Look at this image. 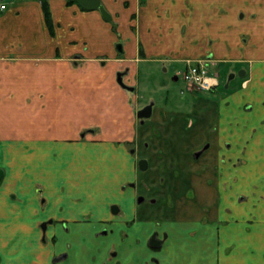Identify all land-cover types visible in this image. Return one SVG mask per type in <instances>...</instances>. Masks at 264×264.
Here are the masks:
<instances>
[{"label": "crops", "instance_id": "obj_1", "mask_svg": "<svg viewBox=\"0 0 264 264\" xmlns=\"http://www.w3.org/2000/svg\"><path fill=\"white\" fill-rule=\"evenodd\" d=\"M100 1L114 17L137 14V20L132 21L139 31L136 41L125 43V58H111L110 64L118 67L139 60V43L144 53L141 60L146 57L157 61L171 53L184 56L182 64L200 60L198 35L190 37V26L184 30L176 26V18H183L188 11L187 1L195 0H142V4L140 0ZM48 2L55 23L65 21L67 25L59 28L56 24L55 37L50 36L44 24L38 0H14L0 12V125L10 131L16 129L20 135L9 137L2 159L7 169L14 165L18 169L8 173L3 170L0 182V255L9 258L0 264H105L112 257L118 261L126 258L132 264H264V63L256 67L260 74H247L234 91H230L229 82L225 87L227 80L221 82L219 75V83L213 88L224 84L228 89L225 93L230 92L221 98L227 106V118L218 122L215 144L218 154L227 156V172L238 183L222 191L220 200L211 207L209 222L186 216L158 223L154 218L133 219L134 208H123L121 213L118 210L113 217L111 205L95 207L89 201L84 205L83 195H75L84 192L86 185L82 181L87 175L80 161L86 156L90 161L95 153L92 148L85 141L60 145L52 136L58 134L59 125H88L91 113L86 110L99 96L90 85V76L74 70L69 61L71 53L80 50L90 56H110L114 35L111 29L101 27L108 22L96 10L80 9L77 3L60 9L58 0ZM124 2H129V9H125ZM244 12L251 14L249 20H245ZM203 16L212 19L204 25L212 28V46L215 56H219L221 26L231 23L233 16L241 19L242 25L250 20L264 24V0H198V17ZM122 25L123 32L127 26ZM195 25L204 28L202 24L194 22ZM85 31L92 35L85 36ZM179 33L180 38L176 36ZM194 37L196 43L191 40ZM90 38H98V45L84 48L83 42ZM247 48L246 56L250 55ZM115 83L117 92H124L116 78ZM99 86L103 89L99 99L106 98L105 78ZM22 128L25 131L21 132ZM28 129L32 130L26 133ZM70 146L80 148L78 158L73 159L77 165L70 168L72 164L57 163L52 167L53 155L69 151ZM107 149L110 153L104 156L103 166L108 177H114L117 164L120 172L127 171L128 166V174L129 168L133 173V162L123 161L114 148ZM71 153L76 156L74 151ZM241 184L245 190L240 189ZM12 193L17 197L11 198ZM239 193L244 200H235ZM92 206L96 210L91 213ZM42 219L52 222L47 225L46 239L41 241V234L33 227ZM100 229L105 233L96 234ZM154 231L162 239L160 248L147 245Z\"/></svg>", "mask_w": 264, "mask_h": 264}, {"label": "rangeland", "instance_id": "obj_2", "mask_svg": "<svg viewBox=\"0 0 264 264\" xmlns=\"http://www.w3.org/2000/svg\"><path fill=\"white\" fill-rule=\"evenodd\" d=\"M38 1L41 6L43 1L47 3L50 22L48 23L44 17V24L50 36L55 37L56 24L59 28L67 25L64 23L65 21L55 23L48 0ZM58 2L60 4L57 8L60 9L61 7L68 8L74 4L77 5L75 0H58ZM142 3V0H140L139 4ZM128 4L129 2H124L125 9L130 8ZM102 5L105 7L103 3ZM187 7L188 11L184 15L185 19L184 17L176 18L179 21H176V26L180 30L190 26V37L198 35V48L201 47L198 51V58L207 61L212 71H217V77L220 76L221 82L225 83L227 76L231 73L234 74V79L229 81L230 91L239 88L243 82L242 80L248 76L247 74H260V68L256 67H259V63H264L263 23L258 25L260 22L250 20L247 25H242L241 19L233 16L231 23H225L219 29L220 39L218 42L220 43L221 55L215 56L216 52L212 46L214 38L210 34L212 28L209 29L207 25H204L205 21L211 22L212 19L204 16L202 19L198 17V0L191 3L187 1ZM79 8L81 9V7ZM96 11L100 13L98 10ZM108 12L112 19L107 21V24H102L101 27L104 30L106 28L111 29L114 35L111 55L91 54L90 56L76 50L69 57L74 70L85 71L90 76V85L98 90L99 96L102 95L101 91L103 90L99 89V84L105 78L106 98L99 99L98 96L97 100L95 99L92 102L91 108L86 110L91 113L88 125H59L58 134L52 136L56 137L53 140L58 141L60 145L85 141L92 148L91 151L96 153L90 161H88L89 157L87 158V156L80 161V163H83L85 175H87L86 179L82 181L85 182L86 186L83 188V193L75 195H79L78 197L83 195L81 202L84 205L87 204V201H89L88 204L95 207L117 205L119 213L123 208L126 210L134 208L132 212L133 219L154 218L155 222L158 223L162 219L183 218L182 216H186L189 218L198 217L199 221L209 222L212 213L211 207L220 200L222 191H227L234 183H238V180L236 178L232 179L227 172L229 165L227 156L225 153L219 155L217 152L218 145L215 144L218 122L220 119L227 118V106L221 100L225 98L229 91L227 94L225 93L228 89L224 88V84L213 91H198L187 87L182 79V74L179 72L184 66L182 64V57L184 56L171 53L157 61H152L150 58L146 59V57L141 60L140 58H143L144 53L140 48V43L138 44L139 60L134 59L129 64L119 65L118 67L110 64L112 63L110 62L111 58H125L123 57L124 44L127 45L136 41L134 39H136L139 31L138 27L132 24V21L137 20L136 13H128L127 17L123 15L116 16V18L114 13ZM165 12L168 14L166 10ZM254 13L255 11H252L251 14ZM244 14H246L245 20H249L251 14L246 12ZM64 19L66 20L67 16ZM183 19L186 21H183ZM194 22L204 25L205 29L201 25L194 26ZM122 24L127 26V30L123 32L121 31ZM231 28L235 30L233 33L230 30ZM91 31L93 32V30ZM92 32L87 34L85 31L84 35L90 37ZM181 34L179 33L176 36L180 38ZM191 40L193 43L197 41L196 37L191 38ZM97 41L98 38H90L88 41H84V48L86 46L93 48L98 45ZM118 44L121 46V50L117 49ZM246 48L249 49L250 55H245L248 52H245ZM233 52H236L237 56H233ZM240 70L244 71L243 77L237 75ZM118 71L124 72L123 81L126 85L133 86V91L123 88L124 92H117L115 78ZM150 102H153L152 113L141 124L140 119L136 117V112ZM220 105H223V108ZM31 126L32 128L35 126L42 127V125ZM15 130L10 131L5 128V125H0V167L7 173L10 169H18L15 165L7 169L6 163L2 160L5 158L4 148L5 143L10 140L9 137L20 136L18 131ZM31 130H26V133ZM23 131L25 130L22 128L21 132ZM207 143L209 148L198 159H195L194 153L202 150ZM108 147L114 148L115 152L116 150L120 152L123 161L133 162L134 175L130 173L132 171L130 168L128 174V166L127 171L120 172L121 169H119L118 164L113 169V178L106 175L103 161L106 158L104 156L110 153ZM225 148L226 143H223L221 149L224 150ZM130 149H133V153ZM79 150V146H70L69 151L58 155L54 154L52 161H55L52 167H56L57 163L59 166L67 163L68 165L72 164L71 167L69 166L72 168L74 165L73 159L78 158ZM73 151L75 157L71 153ZM142 158L146 159L148 164L145 171H140L137 167V161ZM99 168H102V170H99ZM90 173L93 176H90ZM121 174L124 176L121 177ZM243 185H239L241 187L239 188L245 190L246 187ZM62 186L66 185L60 184V187ZM120 186H125L124 190H121ZM36 188L39 191L42 190L40 185H36ZM35 194H37L36 191ZM11 196V198H14L17 197V194L12 193ZM137 196L145 198L143 206L137 205ZM244 197L240 194L238 197L236 196L235 200H244ZM150 199H155L157 204L150 203ZM42 201L46 202L45 197L42 198ZM94 210L96 208H93L90 212H94ZM116 214L118 215V213H115L112 216L115 217ZM49 221L52 222V219H42L33 227L34 232L37 231L41 234V241L46 239V228L51 223ZM42 223H46L44 229ZM102 233V229H100L96 234ZM8 260L9 258H3L0 255L2 263L3 261L7 263ZM153 261L155 262L156 258ZM105 264H132V262H129L126 258L118 261V259L112 257ZM150 264L153 263L150 262Z\"/></svg>", "mask_w": 264, "mask_h": 264}, {"label": "water", "instance_id": "obj_3", "mask_svg": "<svg viewBox=\"0 0 264 264\" xmlns=\"http://www.w3.org/2000/svg\"><path fill=\"white\" fill-rule=\"evenodd\" d=\"M75 2L78 4L79 7H81L82 9L84 10H98L102 16L103 19H105L106 21H110L112 19L110 13L105 9V7L102 5L101 1L100 0H75ZM117 49L118 50H121V46L118 44L117 45ZM123 75H124V72L122 71H118L116 73V82L124 89L126 90H129V91H133L134 90V87L133 86H129V85H126L123 81ZM238 76L242 77L244 75V71L243 70H240L238 71L237 73ZM234 77V74L231 73L228 75L227 77V82L225 84V87L228 85V82L229 80H231L232 78ZM152 102H150L148 105H145L144 107H142L141 109H139L137 112H136V117L138 119H140L141 122H143V120L145 118H148L150 117L151 113H152ZM205 148V146H204ZM203 148V149H204ZM201 151L199 152H196L195 153V157H198L199 154H200ZM137 166L140 170H145L147 169V161L146 159H139L137 161ZM3 176H4V171L3 169L0 167V182L2 181L3 179ZM143 200V197L142 196H138L137 198V202H141ZM111 212L112 213H117L119 208L117 205H112L111 206ZM51 222V221H49ZM45 224L46 223H42V228L44 229L45 228ZM103 233H105V231H103ZM157 232L154 231L150 237L148 238L147 240V245L149 247H152V248H159L162 244V239H159L158 236H157Z\"/></svg>", "mask_w": 264, "mask_h": 264}, {"label": "built area", "instance_id": "obj_4", "mask_svg": "<svg viewBox=\"0 0 264 264\" xmlns=\"http://www.w3.org/2000/svg\"><path fill=\"white\" fill-rule=\"evenodd\" d=\"M14 0H0V12L8 9ZM209 63L197 60L196 63L187 62L182 79L187 87L196 90H210L218 84L217 73L209 68Z\"/></svg>", "mask_w": 264, "mask_h": 264}, {"label": "flooded vegetation", "instance_id": "obj_5", "mask_svg": "<svg viewBox=\"0 0 264 264\" xmlns=\"http://www.w3.org/2000/svg\"><path fill=\"white\" fill-rule=\"evenodd\" d=\"M197 61V60H196ZM196 61H193V62H191V61H187V62H190V63H196ZM187 62L185 63V62H183V69H181L179 72H180V74H183V72H184V70H185V68H186V65H187ZM217 73V72H216ZM218 74V73H217ZM174 77H176V76H174ZM228 77V76H227ZM234 78V77H233ZM232 78V79H233ZM230 81V80H229ZM219 83V82H218ZM218 85V84H217ZM185 86V85H184ZM214 89L212 88V89H210V90H207V91H213ZM199 91V90H198ZM153 103V102H152ZM152 106H153V104H152ZM143 122H144V120H143ZM143 122H141L140 121V123H143ZM204 146H205V148H204ZM203 146V148L204 149H202V150H200L201 152H200V154H199V156L206 150V149H208L209 148V144L207 143V144H205ZM130 151H131V153H133V149H130ZM197 152H199V151H197ZM196 153V152H195ZM195 153H194V158L195 159H198V157H195ZM138 167V166H137ZM147 168H148V166H147ZM139 169V168H138ZM140 170V169H139ZM146 170V169H145ZM145 170H140V171H145ZM134 186V185H133ZM125 187V186H124ZM143 197V196H142ZM137 198H138V196H137ZM137 198H136V201H137ZM145 202V198L143 197V200L141 201V202H138V203H144ZM150 203H156V200L155 199H150ZM65 224V222H62V225H64ZM63 227H65V226H63Z\"/></svg>", "mask_w": 264, "mask_h": 264}, {"label": "trees", "instance_id": "obj_6", "mask_svg": "<svg viewBox=\"0 0 264 264\" xmlns=\"http://www.w3.org/2000/svg\"><path fill=\"white\" fill-rule=\"evenodd\" d=\"M42 9H43L45 20L49 23L50 22L49 9L45 1L42 2Z\"/></svg>", "mask_w": 264, "mask_h": 264}]
</instances>
